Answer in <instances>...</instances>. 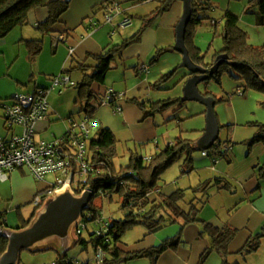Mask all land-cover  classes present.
Returning a JSON list of instances; mask_svg holds the SVG:
<instances>
[{
	"label": "crops",
	"instance_id": "crops-1",
	"mask_svg": "<svg viewBox=\"0 0 264 264\" xmlns=\"http://www.w3.org/2000/svg\"><path fill=\"white\" fill-rule=\"evenodd\" d=\"M105 1L73 0L69 12L64 15L61 26L58 27L60 32L69 30L70 33L67 34L64 41L58 35L46 36L52 39L49 46L50 50L47 52H45L46 37H43L37 30L38 25L45 22L48 18L46 9L36 10L28 26L18 27L5 38L0 39V101L12 99L15 93L33 92L36 89L50 90L53 78L59 76L63 71L83 63L95 65L94 60L89 59V55H101L105 50L131 39L143 26L140 19L150 16L160 6V3L156 0L142 4H135V0H120L123 12L115 15L112 24H108L104 19L105 11H99ZM209 5L212 4L209 2ZM125 13L133 16L134 21L126 27H121L120 23L123 21ZM183 14V2L180 0L174 2L170 10L156 18L152 26L145 31L141 41L125 50L122 57L114 64L112 70H117L121 62L125 66L126 70L123 71L122 77L110 79L108 76L109 72L104 84L93 86V92L102 98L106 97L108 91H113V94L117 97L115 107H122L121 112L116 111L110 105H103L98 109L93 117V122L96 124L93 128L97 129V133L100 128L110 129L116 135H120V132L127 133L133 143L147 145L145 149L148 148L150 143H154L155 150H152L154 155L163 150L160 140L155 137L154 133L155 117L141 121L144 117V112L132 101H148L154 104L166 101L162 94H158L159 97L152 96V91L155 90L152 85L166 71L182 69L183 55L176 50L175 46L177 42V26ZM86 19L89 20L85 21ZM90 19H94L99 23L98 27L96 29L92 28L91 31L89 29ZM219 23L212 20L215 28H217ZM258 25L264 26V16H258ZM165 31L168 34L167 38L162 37ZM245 33L247 34V32ZM146 38L147 42L144 43ZM249 38L248 36V42ZM42 39L44 41L43 52L36 59L31 60L27 42ZM194 43L197 45L195 39ZM263 47L264 45L259 48ZM159 49L164 50V53L158 59V62L155 65L150 62L146 67L145 62L148 61L149 56L153 53L156 55ZM141 60V63L144 64L143 69L141 68L140 71ZM206 64L209 65L211 63L206 62ZM77 73L81 75L80 72ZM73 74L70 76L71 79ZM180 74L177 77L180 84L177 85L176 89L181 87L183 83L186 84L191 77L188 70L184 71V73L180 72ZM137 76L140 78H137ZM81 81L82 75L79 81L73 82L79 83ZM169 89L168 85H164L158 91ZM48 102L49 111L47 118L39 121L34 129L35 140L38 142L60 140L71 129L72 122H76L79 125V120L82 121L83 118L85 120L84 114L81 113L82 107L79 101V93L74 88L65 85L57 87L48 94ZM173 109L163 115H168L169 113L172 118L176 114L177 107ZM21 132V127L7 129L4 112L0 110V142L2 140L10 141L13 136L19 135ZM174 142V140L169 143L163 141L166 145L165 148ZM145 155L140 156L146 159L152 157H149L148 153ZM202 157L203 159L195 160L194 158V170L187 174L189 175V186L183 188V186L180 187V182H174L170 185H165L166 187L161 186V193L165 196H170L177 190H188L216 179H226L232 186L234 193L217 189L212 190L209 201L201 212V217L215 227L222 228L225 225H231L239 231L237 238L230 245V252L233 254L228 259L230 264H264V241L261 249L256 254L246 259L236 255L245 246L251 235L261 232L264 228V181L261 182L259 188L255 170L259 164L264 162V156L259 160L258 164L254 162L251 166L244 169L246 171L243 175H248L249 173L245 180L241 176H236L232 173L235 166L232 157L228 160L218 159L216 162L213 161L216 159L213 154L212 156H204L202 154ZM262 159L263 161H261ZM48 188V186L45 188L40 181L36 180L26 167L8 171L7 179H0V217H3L2 222H6L7 226L15 225V223L22 225L24 221H27L23 212L24 209L34 204L36 197ZM13 212L17 214V217H11ZM200 230L201 225L187 227L183 233V242L180 248L175 252L168 251L163 254L157 264H199L201 256L210 247V240L201 238ZM162 234L141 233L138 241L132 244H126L122 241L119 248L125 253H140L158 246L179 233ZM39 258L36 264H47L48 262L46 261L56 264L59 255L57 258L52 254ZM121 264H151V261L148 258H137ZM204 264H222V259L218 254H212Z\"/></svg>",
	"mask_w": 264,
	"mask_h": 264
},
{
	"label": "trees",
	"instance_id": "trees-1",
	"mask_svg": "<svg viewBox=\"0 0 264 264\" xmlns=\"http://www.w3.org/2000/svg\"><path fill=\"white\" fill-rule=\"evenodd\" d=\"M72 1L0 0V39L5 38L11 31L18 27L28 26L36 10L46 9L48 18L45 22L38 25L37 30L43 37L58 35V37H64V41L70 31L64 30L60 32L58 27L61 26L64 15L69 12ZM148 1L152 0H135V4H142ZM156 1L160 3V6L150 16L140 19L143 26L135 36L120 45L105 50L101 55H89V59L94 60L95 65H88L86 63L79 64L60 74L61 76L69 77L70 83H73V85L68 86L78 91L79 101L82 107L81 113L84 114L85 119L93 121L94 115L103 106V102L106 101V97L102 98L93 92V86L96 84H104L107 74L113 69L118 59L122 57L124 51L139 43L145 31L152 26L156 18L167 13L172 4L178 0ZM116 3H120V0H106L104 5L99 9L100 12L105 11L104 19L108 24H112L113 22V20L112 22L107 21L109 9ZM212 8L211 5L205 3L203 0H193V16L186 34V46L192 60L196 64L208 69L214 65L220 55H227L229 61L236 64L234 68L241 73L242 77L239 79L245 82L244 88L246 90L255 89L257 91H264V47H254L249 44L248 35L239 28V18L231 12H226L223 17L224 49L216 53L211 64H206L205 55L202 54V51L194 43V36L199 27L203 25V21L208 19L207 12L211 11ZM254 8H259L261 14L264 15V0H249L248 12ZM125 15L128 14L125 13ZM87 20L89 19L85 21ZM89 22L91 23L90 31L92 28L96 29L98 27L99 23L94 19H90ZM27 48L31 60H34L43 52L44 41L43 39L28 41ZM163 53L164 50L159 49L151 60V64L155 65ZM228 66H230L229 63H224L219 71L207 81L215 79L220 83L222 71ZM179 69H174L172 72L162 75L152 85V88L161 90ZM74 72L81 73V82L75 83L72 81L70 76ZM189 76H192V74L189 73ZM56 77L53 78L52 83ZM36 90L47 91L48 89ZM116 100L117 97L115 96L111 99L109 98L107 101L108 105L116 109ZM132 103L144 112L142 121L156 117L157 115H163L175 107H177L175 111L177 113L185 107V102L182 98L168 99L156 104L148 101H132ZM4 118L6 120V117ZM79 125L76 122H72L71 128ZM257 126L260 129L252 139L251 145L259 142L264 143V124H258ZM7 129L10 128L7 126ZM68 137L69 133L61 140L67 144ZM79 137L82 138L83 135ZM83 140L86 143L85 161L90 166L86 183L83 186L93 193V198L89 209L83 214L82 222L85 224L94 223L99 218L100 208L94 202L98 197L109 198L111 201L117 199L121 203V210L125 217L123 220L108 222L101 230H96L94 233H91L89 241L78 238V244L83 245L86 249L89 247V244H92L96 255L101 251V256L103 257L102 264H121L137 258H148L151 264H157L163 254L168 251L175 252L180 248L183 242L182 236L187 227L201 225L200 237L209 239L210 247L201 256L199 264H204L212 254H218L222 259V264H230L228 259L233 255L230 252V245L237 238L239 231L231 225H225L222 228L215 227L201 217V212L209 201L212 190L217 189L234 193L229 182L226 179H216L188 190H177L170 196H165L160 191L162 175L181 158H184L182 164L183 175L190 174L194 170V155L198 151L195 142L179 137L173 144L147 159L140 156L137 152H132L128 166L118 170L115 160L118 156L117 147L119 141L113 131L107 128H100L95 137L83 138ZM227 145L231 148L230 144ZM63 148L67 150L68 147L63 146ZM212 154L219 160L231 159L229 156L230 149L224 151L219 142L209 151V155L212 156ZM255 170L260 188L261 182L264 181V162L259 164ZM187 192H190L193 196L191 200L187 199ZM76 194H81V191L77 190ZM39 209H35L31 218L24 221L21 228L29 225ZM2 218L0 217V226L5 227L7 225L6 222H2ZM175 224L180 225L181 232L165 240L158 246L140 253H125L119 248L126 234L125 232L128 229L135 226H144L150 233H155L167 226ZM86 229H88L87 225ZM263 241L264 228L261 232L251 235L245 246L236 255L246 259L256 254L261 249ZM7 245V240L0 238V258L6 251ZM56 264L76 263L69 256H59Z\"/></svg>",
	"mask_w": 264,
	"mask_h": 264
},
{
	"label": "rangeland",
	"instance_id": "rangeland-1",
	"mask_svg": "<svg viewBox=\"0 0 264 264\" xmlns=\"http://www.w3.org/2000/svg\"><path fill=\"white\" fill-rule=\"evenodd\" d=\"M205 3L212 4L213 7L211 11L207 12L208 19L203 21V25L197 30L194 36L196 40V46H198L202 54L205 55V61L207 63L213 62V56L216 52L224 49L223 42V15L225 12L230 11L239 18V28L247 32L249 38V43L252 46L261 47L264 45V26L258 25V16L263 17L259 8H254L248 12L247 6L249 0H203ZM212 20L220 22L215 28L212 24ZM222 20V21H221ZM166 31L162 34V37L167 38ZM52 39L50 37L45 38V52L49 51V46L51 45ZM147 42V38L144 43ZM146 45V44H144ZM155 55L153 53L149 56L148 61L145 62L146 67L150 64L152 57ZM142 60L140 61V63ZM139 63V64H140ZM144 63L140 65V71ZM148 64V65H147ZM143 69V68H142ZM126 68L122 64L119 65L117 70H111L108 76L110 79L116 77H122ZM166 71L164 74L172 72ZM130 72V70H128ZM186 71L185 68L178 70L174 77L167 82L165 85L170 87L169 90L152 91L153 97H159L158 94H162V97L167 99L171 98H183L184 96V86L178 89L179 85L178 76L181 75L180 72ZM61 74V73H60ZM59 74V75H60ZM242 75L232 66L224 68L222 75L220 77V83L215 79H210L209 81L203 82L199 85L200 93L209 98H213L216 102L215 113L218 118L220 125V139L219 144L225 145L230 144V157L234 160V170L233 174L236 176H241L244 180L246 176L243 173L246 167L251 166L252 163L256 162L258 164L259 160L264 156V143H254L251 145L252 139L256 136L259 131L258 124H264V91L255 89H245L243 80H240ZM137 78H140L137 76ZM73 81H79L81 75L79 73H74L72 77ZM154 83V81H152ZM156 82V81H155ZM153 90V89H152ZM244 93V94H243ZM17 93H15L16 95ZM14 95V96H15ZM185 107L178 111L175 116L168 115H157L154 124L155 137L160 140L162 149H165V141L169 143L170 141H175L176 138L183 137L187 140L198 143L201 137L204 135L207 126V107L199 102H185ZM174 110V109H173ZM3 116V115H2ZM81 119V118H80ZM79 120V118H77ZM80 124L83 120H79ZM142 121V120H141ZM90 137L96 136L97 129L90 126ZM79 134L82 132L81 129H77ZM119 141L118 143V156L115 160V164L118 170L123 167H127L131 158L132 152H138L140 155L149 154L148 156H153L152 150H155L154 143L148 146L143 144H135L129 139L127 133L120 132V135H116ZM155 142V141H154ZM163 143V144H162ZM202 152L197 151L194 155L196 159H203ZM146 156V155H145ZM184 158H181L177 163L171 166L163 175L161 186L170 185L172 183L180 182V187L189 186V175H182L181 164ZM263 161V159L261 160ZM253 173V171H252ZM58 176L56 174H48L46 179L40 181L46 188V186L51 187L52 185L58 183ZM46 184V185H45ZM166 187V186H165ZM193 196L190 192H187V199L191 200ZM95 205L100 208L99 219L94 223H88V229H84L82 233V239L89 241L90 234L94 233L96 230H101L102 227L107 222L119 221L124 219V214L121 210V203L115 199L111 201L109 198L98 197L95 199ZM36 208L35 204L29 205L24 209V214L28 220L34 213ZM17 217L14 212L11 217ZM14 224V223H13ZM12 229H20L22 225H8ZM13 226V227H12ZM181 227L178 224L167 226L155 233H180ZM124 235L122 241L126 244H132L139 240L141 233H150L144 226H135L128 229ZM54 255L55 258L58 254L55 251H48L44 253L32 254L29 252H24L22 254L21 264H36L39 257L44 255ZM68 256L75 260L77 264L89 263L98 264L97 255L95 253L92 244L86 249L83 245L78 244L73 250L68 253ZM47 264H51V261H46ZM82 262V263H81Z\"/></svg>",
	"mask_w": 264,
	"mask_h": 264
},
{
	"label": "built area",
	"instance_id": "built-area-1",
	"mask_svg": "<svg viewBox=\"0 0 264 264\" xmlns=\"http://www.w3.org/2000/svg\"><path fill=\"white\" fill-rule=\"evenodd\" d=\"M122 12V5L116 3L109 9L107 21L112 22L113 16L122 14ZM133 21V17L124 15L120 26L126 27L132 24ZM60 39L63 40L64 37H60ZM62 85L68 86L73 85V83H70L69 77L60 75L54 79L50 90L21 92L17 93L10 101H0V110L4 112L8 128L21 127L22 129V132L19 135L13 136L10 141L2 140L0 142V179L6 180L8 171L23 167L28 168L33 177L38 181L44 180L48 174L53 173L58 176V183L52 185L36 197L34 201L36 208H41L47 198L68 187L75 193L77 190H80L81 193L87 190L83 184L86 183L90 166L85 161L86 143L83 138L90 137V126L92 128L96 126L93 121L85 119L79 126L72 127L68 132L67 144L61 139L54 142H38L35 140L34 129L36 124L39 121L45 120L48 115V94ZM114 96L113 91H108L103 105H108V99ZM116 111L121 112L122 107L117 106ZM78 128L82 130L81 135H77L79 134ZM82 135V138L79 137ZM63 146H67V150ZM222 148L224 151L230 149L227 144L223 145ZM202 153L204 156H210L209 151ZM216 159L213 161H218ZM82 221L76 227L75 235L77 238H82L83 230L86 229L87 224ZM101 254L102 252L99 251L96 257L98 264L103 263Z\"/></svg>",
	"mask_w": 264,
	"mask_h": 264
},
{
	"label": "water",
	"instance_id": "water-1",
	"mask_svg": "<svg viewBox=\"0 0 264 264\" xmlns=\"http://www.w3.org/2000/svg\"><path fill=\"white\" fill-rule=\"evenodd\" d=\"M180 1L184 4V14L177 26L175 48L183 55L181 68L192 74L184 86L182 99L184 102H199L207 107V126L197 143L198 151L207 152L220 139V125L215 113V100L203 96L199 91V85L214 76L224 63L227 62L232 67L236 64L229 61L228 56L224 54L216 59L210 69L192 60L186 46V34L193 16V0ZM92 198L93 193L89 190L77 195L68 187L47 198L27 227L12 229L0 226V238L8 242L6 251L0 258V264H21L24 252L55 251L60 257L68 256V253L78 245L76 227L89 209Z\"/></svg>",
	"mask_w": 264,
	"mask_h": 264
},
{
	"label": "flooded vegetation",
	"instance_id": "flooded-vegetation-1",
	"mask_svg": "<svg viewBox=\"0 0 264 264\" xmlns=\"http://www.w3.org/2000/svg\"><path fill=\"white\" fill-rule=\"evenodd\" d=\"M208 69H210V68H208Z\"/></svg>",
	"mask_w": 264,
	"mask_h": 264
}]
</instances>
